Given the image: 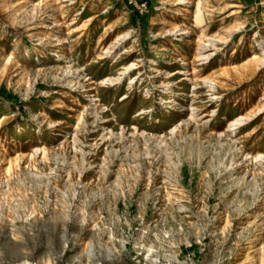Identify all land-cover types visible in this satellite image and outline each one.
Masks as SVG:
<instances>
[{
    "label": "rangeland",
    "instance_id": "1",
    "mask_svg": "<svg viewBox=\"0 0 264 264\" xmlns=\"http://www.w3.org/2000/svg\"><path fill=\"white\" fill-rule=\"evenodd\" d=\"M0 264H264V0H0Z\"/></svg>",
    "mask_w": 264,
    "mask_h": 264
},
{
    "label": "bare ground",
    "instance_id": "2",
    "mask_svg": "<svg viewBox=\"0 0 264 264\" xmlns=\"http://www.w3.org/2000/svg\"><path fill=\"white\" fill-rule=\"evenodd\" d=\"M58 57H60V56H58ZM60 59H62V57H61ZM60 59H59V60H60ZM154 72H155V71H154Z\"/></svg>",
    "mask_w": 264,
    "mask_h": 264
}]
</instances>
